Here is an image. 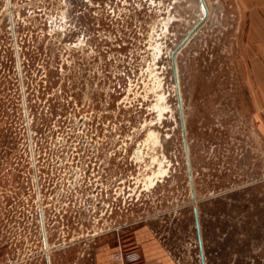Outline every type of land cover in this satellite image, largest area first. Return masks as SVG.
Listing matches in <instances>:
<instances>
[{
  "label": "rangeland",
  "instance_id": "obj_1",
  "mask_svg": "<svg viewBox=\"0 0 264 264\" xmlns=\"http://www.w3.org/2000/svg\"><path fill=\"white\" fill-rule=\"evenodd\" d=\"M206 2L175 57L192 198L170 53L199 0H0V264H130L144 232L200 264L193 204L206 264H264V64Z\"/></svg>",
  "mask_w": 264,
  "mask_h": 264
},
{
  "label": "crops",
  "instance_id": "obj_2",
  "mask_svg": "<svg viewBox=\"0 0 264 264\" xmlns=\"http://www.w3.org/2000/svg\"><path fill=\"white\" fill-rule=\"evenodd\" d=\"M240 5L248 11L249 33L247 36L257 39L256 41L259 42L255 48L250 49L252 54L257 55L254 60H251V70L253 71L264 64V0H240ZM253 75L257 79L258 74L253 72ZM139 239L138 251L141 258L138 262L130 264H173L164 246L149 232H144ZM117 251L118 247L116 246L99 247L95 256L96 264H125L122 259L114 256Z\"/></svg>",
  "mask_w": 264,
  "mask_h": 264
},
{
  "label": "water",
  "instance_id": "obj_3",
  "mask_svg": "<svg viewBox=\"0 0 264 264\" xmlns=\"http://www.w3.org/2000/svg\"><path fill=\"white\" fill-rule=\"evenodd\" d=\"M201 2L204 5V0H201ZM204 17L205 16L203 15V17L195 24V26L186 35V37L171 52V63H172V69H173L174 80H175L176 85H177V76H176V69H175L174 53H176V51L181 47V45L185 42V40L202 23V21L204 20ZM176 98H177V104H178V112H179V120H180V125H181L183 144H184V149H185V161H186V167H187L190 195L192 198H194L195 197V190H194V184H193V179H192V171H191L189 153H188V148H187L186 132H185V127H184V123H183V116H182V106H181V102H180L178 89L176 92ZM193 203H194V201H193ZM192 212H193V219H194V227H195L196 241H197V247H198L199 261H200V264H205L203 242H202L201 229H200V224H199V215H198V210H197V207L195 204H193V206H192Z\"/></svg>",
  "mask_w": 264,
  "mask_h": 264
},
{
  "label": "bare ground",
  "instance_id": "obj_4",
  "mask_svg": "<svg viewBox=\"0 0 264 264\" xmlns=\"http://www.w3.org/2000/svg\"><path fill=\"white\" fill-rule=\"evenodd\" d=\"M199 3H200V5H201V8H202V15H201V18L203 17V15L205 16L204 17V19H206V17L208 16V14H209V8H208V5H207V2H206V0H204V5H203V3L201 2V0H199ZM200 18V19H201ZM199 28V27H198ZM197 28V29H198ZM194 32V31H193ZM186 37V36H185ZM177 53V52H176ZM176 53H174V54H176ZM176 55L174 56V60H175V62H176ZM170 59H171V53H170ZM177 63V62H176ZM172 68V67H171ZM177 69H178V66H177ZM172 71H173V69H171ZM173 73V72H172ZM172 82H173V90L175 91V94H176V92H177V89H178V93H179V97H180V102H181V106H182V98H181V88H180V82H179V78H178V75H177V85H176V83H175V80H174V76H172ZM160 84H157V87L159 86ZM158 96H159V100L160 101H163V99L164 98H166L165 96H164V93H159L158 94ZM176 101H177V98H176ZM166 102V101H165ZM159 104L157 105V107H158V111H159V115L160 116H162L163 115V111H165V106H164V103H160V102H158ZM176 107H177V109H178V104L176 105ZM182 116H183V123H184V127H185V122H184V113H183V109H182ZM178 117H179V112H178ZM179 122H180V120H179ZM185 132H186V128H185ZM152 133V136L155 138V135H154V132L152 131L151 132ZM184 145V144H183ZM187 148H188V146H187ZM184 152H185V149H184ZM188 153H189V150H188ZM160 164V163H159ZM190 166H191V164H190ZM192 179H193V176H192ZM189 182V181H188ZM202 237V236H201ZM203 251H204V249H203ZM205 264H206V261H205Z\"/></svg>",
  "mask_w": 264,
  "mask_h": 264
},
{
  "label": "built area",
  "instance_id": "obj_5",
  "mask_svg": "<svg viewBox=\"0 0 264 264\" xmlns=\"http://www.w3.org/2000/svg\"><path fill=\"white\" fill-rule=\"evenodd\" d=\"M114 256L117 257V258L122 259L123 261H125L123 255H122V252H120V251H117V252L114 254ZM129 258H132V257H130L129 255H127V257H125L126 260H128Z\"/></svg>",
  "mask_w": 264,
  "mask_h": 264
},
{
  "label": "flooded vegetation",
  "instance_id": "obj_6",
  "mask_svg": "<svg viewBox=\"0 0 264 264\" xmlns=\"http://www.w3.org/2000/svg\"><path fill=\"white\" fill-rule=\"evenodd\" d=\"M177 52V51H176ZM176 54H174V56H175ZM172 67V63H171V59H170V69H172L171 68ZM175 69H176V76L178 75V69H177V63L175 62ZM173 71L171 70V73H172ZM172 76H174V73H172ZM178 78H179V75H178ZM177 108V107H176ZM187 146H188V144H187Z\"/></svg>",
  "mask_w": 264,
  "mask_h": 264
}]
</instances>
